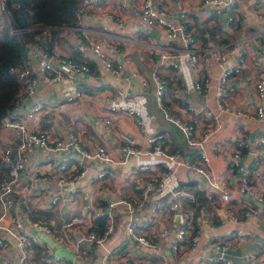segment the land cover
<instances>
[{"label": "crops", "instance_id": "crops-1", "mask_svg": "<svg viewBox=\"0 0 264 264\" xmlns=\"http://www.w3.org/2000/svg\"><path fill=\"white\" fill-rule=\"evenodd\" d=\"M200 1L154 0L156 7L166 8L173 26L177 23L176 12L183 11L185 23L196 38L198 54L196 65L186 67L181 72L156 68L166 79L161 97L162 108L157 107L150 81V74L155 68V57L150 53V48L155 40L162 38L163 32L161 28L148 26L140 20L136 0H128L121 25L93 13L83 16L88 27L98 23V28L92 32L94 37L107 34L115 44L117 50L113 54V63L121 65L117 75L104 69L90 52L77 48L75 40L57 35L62 38L58 45L61 53L73 60L86 62L89 72L76 78L63 73L58 82L38 80L32 100L56 106L54 111L44 112L38 118V128L56 137L74 131L80 138L84 136L90 139L92 144H85L88 149H93L94 144H102L110 154L111 161L83 159L73 149L47 155L45 151L36 150L34 158L38 160L41 170H46L49 156H53L68 163L80 160L85 173L63 185L55 184V173L50 174L47 180L34 181L35 187L31 191L26 186H20V192L27 199L20 204L22 213L19 212L17 218L22 222V228L19 231L31 244L26 264H110L119 257L146 259L150 264H188L196 258L210 262L214 253L212 243L219 238L229 239L230 233L237 227L242 230L244 239L229 253L232 264H264V202H255L251 196L239 195L234 189L239 169H264V147L257 143L262 135L261 120L253 112L254 106L259 103L264 111V96L259 99L254 90V82L264 70V56L259 47L260 34L264 30V0H234L232 9L221 14L213 12L212 6H202ZM66 32L73 36L72 32ZM170 43L179 46L176 41ZM214 51L223 53L222 66L213 60ZM27 62L35 65L37 59L31 58ZM224 66L238 68L230 76L223 96L227 109L217 107L214 94L217 76ZM186 77L200 81L206 78L208 84L198 95L180 85ZM141 79H145V87L140 85ZM75 86L82 91L81 99L75 106L64 104V95ZM115 88L128 97H144V109L150 117L149 128L160 136L166 152H176L185 161H196L198 149L187 146L184 135L165 119L164 113L186 121L197 133L205 127L213 128L203 150L212 179L228 189L230 201L222 203L216 193L207 198L206 194L213 191L207 178L189 175L181 167L176 169L174 176L182 178L177 183L190 191L192 198L182 199L178 209L173 210L169 206V195H172L169 190L155 196V189H151L142 197L144 182L151 181L155 185L163 169L157 165L156 156L132 157L122 153L119 133L137 138L140 147L146 145L132 118L118 117L109 128H103L100 119L105 114L107 97L113 96ZM187 104L194 106V110H188ZM200 105L210 108L212 114L206 116L203 112H197ZM239 141L245 146L238 148ZM235 149H239L236 157L232 155ZM33 162L30 160V163ZM140 163H147L149 168L133 179L128 172ZM33 168L30 164L29 169ZM101 169L105 170L104 175L95 177L96 171ZM22 182V185H28L29 177H24ZM36 188L40 189L37 198L34 197ZM56 193L58 196L53 200ZM110 199L115 202L122 199L128 201L129 205L116 204L109 211L107 221H110L111 230L100 244L87 240L86 222L97 235L102 233L107 222L103 217H91L92 209ZM226 207L237 214L246 208L254 212L236 223L228 218L224 211ZM73 215H81L86 222L83 225L64 226L66 219ZM129 219L135 223L136 233L149 238L152 246H144L126 234L125 223ZM33 220L46 222L51 233L30 227L29 222ZM185 223L190 232H199L198 238L192 245L188 239H184L172 251L170 244L174 231ZM7 225L13 229L10 221ZM163 228L167 231L161 234ZM16 251L14 242H10L8 249L0 256V264H17ZM250 253L255 255L253 259L248 257Z\"/></svg>", "mask_w": 264, "mask_h": 264}, {"label": "built area", "instance_id": "built-area-1", "mask_svg": "<svg viewBox=\"0 0 264 264\" xmlns=\"http://www.w3.org/2000/svg\"><path fill=\"white\" fill-rule=\"evenodd\" d=\"M136 2L140 20L148 26L161 28L163 32L162 38L155 40L150 48V53L155 57V68L150 74V81L153 86L157 107L162 108L161 97L165 91L166 79L157 72L156 68H171L181 72L186 67L196 65L198 62L196 38L185 23L183 11L176 12L177 23L173 26L165 7H156L154 0H136ZM233 3L234 0L200 1L202 6H212L213 12L217 14L229 12L233 7ZM78 4L80 13L77 25L66 26L63 28L64 33L61 32L60 34L66 38L69 37L71 41L75 40L77 48H80L81 51L90 52L108 72L113 75L119 74L121 65L113 63V54L117 50L115 44L109 40L107 34L101 37H94L92 32L95 28H98V23L95 22L93 27H88L83 21V16L93 13L98 17L113 20L118 25H121L128 0H78ZM5 11L4 0H0V20ZM66 31L72 32L73 36ZM38 36L43 42L41 45L34 47L27 44L24 49L26 60L30 61L31 58H34L35 60L37 59V63L32 65L25 60L22 65H15L9 68V72L14 75L19 88L14 94L12 107L0 118V256L8 249L9 239L12 238L17 248V264H26L27 256L31 252L30 240L19 231L22 228V222L17 218L19 211L16 210V206H20L22 201L27 199L26 195L20 192V186H26V189L30 190L34 181L47 180L50 174L55 173L57 174L55 184L63 185L77 180L85 173V167L82 166L80 160H77L76 163H68L64 159H57L53 156H49L46 170H41L38 168V160L34 158L36 150L45 151L47 155V153L53 154L57 151L73 149L79 152L83 159L96 158L99 161L108 163L111 161L110 154L102 144H94L93 149H88L85 144H92L90 139L84 136L80 138V135L74 131L68 132L64 136L56 137L51 136L46 130L38 128V118L44 112L56 109V106L44 105L32 100L37 89L38 80L58 82L62 79L63 73H68L76 78L89 72V66L86 62L73 60L61 53L54 39L51 41L52 35H50L48 28H42ZM260 37L259 47L264 56V30L261 32ZM171 41H176L179 46H172ZM212 58L219 65H223V53L214 51ZM238 60L241 61V57ZM237 70L236 66H224L220 70L214 91L217 107L227 109L223 102V96L230 76ZM72 82L75 83L74 80ZM207 84L206 78L200 81L197 78L186 77L180 82V85H184L198 95L203 92V88ZM140 85L145 87V79L140 80ZM254 90L259 99L264 96V70L263 74L255 80ZM81 97L82 91L75 86L72 91L64 95V104L75 106ZM143 104L144 97L142 95L128 97L119 88H115L113 96L107 97L105 114L100 119L103 128L107 129L118 117L132 118L133 125L137 128L138 134L145 139L146 145L140 147L137 138L119 133L118 138L121 142L120 149L122 153L125 156L132 157H137L138 155H153L157 157V165L163 169V173L155 185L151 181L144 182L141 189L142 197L151 189H155V196H159L164 190H169L172 193V195H169L171 199L169 200V206L173 210L178 209L182 199L192 198L191 192L181 188L177 183L182 178L174 176L176 169L181 167L189 175L197 174L207 178L208 185L213 190L211 193L206 194L207 198H210L212 193H216L222 203H228L230 201V193L228 189L212 179L207 167V156L203 150L204 143L212 134L213 128L205 127L197 133L186 121L164 113L165 119L173 123L184 135L187 146L198 149L196 161H185L176 152H166L160 136L149 128L150 117L147 116ZM187 109L193 111L194 106L187 104ZM196 110L197 112H203L206 116L212 114L211 109L204 105H200ZM253 112L256 118L261 120L262 135L258 138L257 143L260 147H264V111L262 105L260 103L256 104ZM237 145L238 148L245 146L241 141L237 142ZM238 154L239 149H235L232 152L234 157ZM30 160L34 162L30 163ZM30 164L34 166L33 169H29ZM148 168L149 165L147 163L136 164L129 170L128 175L133 179H137L139 173ZM104 173L105 170H97L95 177H100ZM26 176L29 177L30 183L22 185V179ZM234 189L239 195L251 196L255 202H264V169H239ZM38 190L40 191V189ZM35 194H37V191H35ZM57 196V193L54 194L53 200ZM116 204L128 206L129 202L122 199L115 202L110 199L102 206L93 208L91 217H103L107 221V217L110 215L109 211ZM224 211L230 221L236 223L241 221V219L247 218L251 212H254L252 209L246 208L240 214H237L230 211L227 207ZM8 221L13 224V229L7 225ZM84 222L86 221L81 215H73L66 219L64 226L83 225ZM109 224L110 221H107L104 224L102 233L97 235L89 229V224L86 222L85 226L88 228L86 239L100 244L111 230ZM29 226L45 233H51V228L44 221L33 220L29 222ZM135 230V223L129 219L125 223L126 234L144 246H152L149 238L136 233ZM166 231L163 228L160 233L163 234ZM230 234L229 239L219 238L212 243L211 248L214 253L210 262H206L202 258H196L188 264H232L229 253L243 241L244 234L238 227L233 229ZM198 235L199 232L197 231L190 232L188 225L185 223L175 229L170 244L171 250H175L177 244L184 239H188L191 245L194 244ZM254 256V253L248 255L251 259ZM110 264H150V262L141 258L119 257Z\"/></svg>", "mask_w": 264, "mask_h": 264}, {"label": "trees", "instance_id": "trees-1", "mask_svg": "<svg viewBox=\"0 0 264 264\" xmlns=\"http://www.w3.org/2000/svg\"><path fill=\"white\" fill-rule=\"evenodd\" d=\"M4 7L0 20V118L12 107L19 88L9 68L25 62V46L43 43L38 36L42 28H48L51 41L59 45L62 38L57 35L64 33L66 26H76L80 13L78 0H4Z\"/></svg>", "mask_w": 264, "mask_h": 264}, {"label": "rangeland", "instance_id": "rangeland-1", "mask_svg": "<svg viewBox=\"0 0 264 264\" xmlns=\"http://www.w3.org/2000/svg\"><path fill=\"white\" fill-rule=\"evenodd\" d=\"M3 17H6L5 15L3 16ZM2 20H3V18L1 19V22H2ZM3 23H4V21H3ZM34 187H35V185L33 184V185H31V187H30V191H31V189H34ZM39 188H36V190H34V191H37V194H35L34 196H35V198H37V196L39 195V193H40V191L38 190ZM16 210L17 211H19L20 213H22V210H21V207L18 205V206H16ZM23 215H25V213H23ZM5 236V235H4ZM14 242V240L12 239V238H10L9 239V245H10V242ZM9 247V246H8Z\"/></svg>", "mask_w": 264, "mask_h": 264}]
</instances>
